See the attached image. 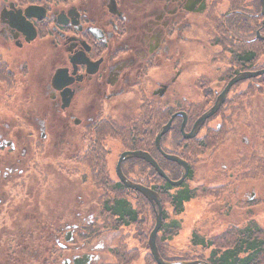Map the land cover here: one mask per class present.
<instances>
[{"label": "flooded vegetation", "instance_id": "af4514ba", "mask_svg": "<svg viewBox=\"0 0 264 264\" xmlns=\"http://www.w3.org/2000/svg\"><path fill=\"white\" fill-rule=\"evenodd\" d=\"M263 9L261 0H0V264L153 258L158 203L145 207L118 169L143 186L155 171L146 187L161 226L175 217L162 175L141 158L118 162L140 151L162 170L166 155L179 157L178 132L188 188L227 191L245 215L238 228L259 224L264 74L226 87L264 69ZM223 150L228 162L210 166Z\"/></svg>", "mask_w": 264, "mask_h": 264}, {"label": "trees", "instance_id": "16d2710c", "mask_svg": "<svg viewBox=\"0 0 264 264\" xmlns=\"http://www.w3.org/2000/svg\"><path fill=\"white\" fill-rule=\"evenodd\" d=\"M264 83V75L262 80ZM174 143L177 146L179 157L184 159V153L181 147V137L179 132L173 136ZM184 161H186L184 159ZM135 162L129 160L128 165ZM187 162V161H186ZM162 170L170 181L180 179L182 169L177 163L162 159ZM126 177V176H125ZM128 178H138L127 176ZM157 174L154 170L148 172L144 177L146 186H153ZM189 175L184 182L179 186H173L171 183L162 177V187L159 189V194L162 197V204L169 206L172 216H178L182 211L184 204L194 198L195 192L188 188ZM129 180V179H128ZM151 188V189H152ZM200 194L206 198L211 194L206 188L198 187ZM207 190V191H206ZM220 194V192L218 193ZM140 200L146 204L145 207L150 209L148 200L139 194ZM125 215L130 220L134 221L137 218L138 212L130 210V206L125 203ZM144 217H140L141 220ZM163 218V217H162ZM211 218L203 219L199 223L201 226L210 223ZM180 221L175 219L171 222H163L160 232L161 237L156 244L160 257L165 261H191L201 260L209 264H264V230L256 223H249L242 228H236L233 225L227 226L218 235H205L198 230H193L189 239V247L177 251L176 253L169 251L173 248L169 243L172 236L176 235L180 228ZM143 244V250H147L146 239L141 237L139 243ZM168 242V243H167ZM140 243V244H141ZM200 251V252H199ZM201 251H206L207 254H201ZM142 264H156L155 260L149 256H143Z\"/></svg>", "mask_w": 264, "mask_h": 264}, {"label": "rangeland", "instance_id": "374dc122", "mask_svg": "<svg viewBox=\"0 0 264 264\" xmlns=\"http://www.w3.org/2000/svg\"><path fill=\"white\" fill-rule=\"evenodd\" d=\"M228 158V152L223 150L210 166L225 165ZM256 167H260V165ZM256 188L258 190L256 198L260 199L264 196V188L261 185H257ZM193 192H195L194 198L184 204L183 211L178 216L173 217L171 209L165 205L168 209V215L180 221L177 234L171 237L169 243L167 242L173 247L169 251L174 253L189 247V239L193 230H198L205 235H218L227 226L239 227L241 219L245 218V215L231 202L227 191L223 190L218 194L219 191L210 190L211 194L206 198L202 197L200 190L196 189ZM255 206L254 214L259 220L258 225L264 229V203ZM208 218H211L210 223L204 224V226L199 224L201 220ZM201 254L206 255L207 252L201 251Z\"/></svg>", "mask_w": 264, "mask_h": 264}, {"label": "water", "instance_id": "95a60500", "mask_svg": "<svg viewBox=\"0 0 264 264\" xmlns=\"http://www.w3.org/2000/svg\"><path fill=\"white\" fill-rule=\"evenodd\" d=\"M262 1V5L264 6V0ZM264 11V9H263ZM260 37V35H259ZM261 38V37H260ZM264 39V37H263ZM264 74V69L259 70L256 73H252V74H242L241 76H238L237 78L233 79L228 86L226 87V89L235 81L246 78L247 76H257V75H261ZM224 93L225 91L222 93V95L218 98V100L216 101L215 105L213 106V108H211L208 112L204 113L195 123V126L200 125L207 117H209L210 115L213 114V112H215V110L218 108V106L221 104V102L224 99ZM171 120H169V122L164 125L161 130L159 131V133L157 134L156 137V142L157 144H159V139L160 136L165 133L170 125ZM181 130L183 131V127L181 128ZM125 157V159L128 158H141L146 160L147 162L151 163L154 165V167L156 168V170L161 173L162 177L165 178L166 180H168L171 185L173 186H179L180 183L183 181V179L187 176L188 174V165L187 162L184 161L183 159L174 156V155H166V158L169 159L170 161L176 162L180 168L182 169V174L179 180L177 181H170L167 176L165 175V173L159 168L157 167V165L155 164L154 160L151 158V156L149 154L140 152V151H135V152H125V154L122 155V157L120 158L118 165L121 164L123 158ZM119 168V167H118ZM118 176L120 178V180L125 184V186H127L128 188L135 190L139 193H141L154 207V203L157 202L158 203V211L156 212V221H155V225L153 227V229L151 230L150 234H149V238H148V244H149V248L151 250V254L154 258V260L156 261L157 264H209L205 261H201V260H191V261H165L163 260L157 250L156 247V243H155V237H156V233L159 230L160 226H161V207L159 205V197L157 196L156 192L154 190H152L151 188H148L146 186H143L142 184H137L134 183L130 180H128L125 176H123V174L121 173V171H119L118 169Z\"/></svg>", "mask_w": 264, "mask_h": 264}]
</instances>
